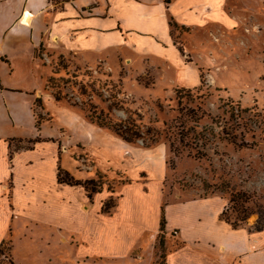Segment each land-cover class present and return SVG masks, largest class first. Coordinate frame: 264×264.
<instances>
[{
	"label": "rangeland",
	"instance_id": "1",
	"mask_svg": "<svg viewBox=\"0 0 264 264\" xmlns=\"http://www.w3.org/2000/svg\"><path fill=\"white\" fill-rule=\"evenodd\" d=\"M229 11L232 23L198 31L199 42L188 54L180 37L188 29L173 28L185 59L200 68L196 86L179 85L163 62L128 60L118 52L77 60L38 48L46 70L43 90L63 109L47 113L40 96L31 105L21 96L6 108L1 101L0 131L17 147L19 134L31 130V142H53L62 178L101 196L109 211L142 206L148 224L157 211L153 191L162 182L165 202L175 194L207 197L209 210L221 211L230 224L264 228V0H234ZM116 123L128 128L126 138L111 127ZM136 173L146 176L145 184L134 180ZM6 201L0 198V226L8 220L2 212L11 210ZM9 222L0 264H12L11 244L18 264H133L139 261L132 257L142 253L133 250L129 263L121 255L87 259L88 243L70 233L62 243L56 231L26 214ZM160 239L164 243L165 235ZM163 243L156 264H164Z\"/></svg>",
	"mask_w": 264,
	"mask_h": 264
},
{
	"label": "crops",
	"instance_id": "2",
	"mask_svg": "<svg viewBox=\"0 0 264 264\" xmlns=\"http://www.w3.org/2000/svg\"><path fill=\"white\" fill-rule=\"evenodd\" d=\"M233 1L0 0V102L6 108L8 100L14 103L21 96L31 105L40 96L47 113L55 115L63 109L43 90L45 62L36 55L40 47L77 60L118 52L128 60L163 62L174 70L179 85L196 86L200 68L185 59L173 28L188 29L180 35L188 54L199 42L198 31L232 23L229 10ZM27 118L34 125L31 113ZM32 134L33 130L19 134L17 147L0 131V198L5 196L13 203L11 210L2 212V218L8 214V220L0 226V243L10 230L9 218L26 214L33 222L45 224L47 230L56 231L62 243L66 232L88 243L87 259L121 255L129 263L131 252L139 249L142 253L132 257L139 262L133 264H156L157 247L161 246L157 239L164 234V264H264V228L234 227L222 218L221 211L209 210L207 197L181 199L175 194L165 202L162 182L153 195L149 187L143 188L157 205L148 224L149 212L142 206L104 212L101 196L89 195L81 184L59 181L62 162L57 146L43 138L31 142ZM144 177L138 174L134 180L145 184ZM10 250L13 264H18L12 257V244ZM40 258L50 261L52 257L40 254Z\"/></svg>",
	"mask_w": 264,
	"mask_h": 264
},
{
	"label": "trees",
	"instance_id": "3",
	"mask_svg": "<svg viewBox=\"0 0 264 264\" xmlns=\"http://www.w3.org/2000/svg\"><path fill=\"white\" fill-rule=\"evenodd\" d=\"M165 1L166 2H169V0H165ZM173 25H175V24H173ZM111 127L115 130L116 133H118L119 135H122V136H124L126 138V136H127V130H128L127 127H126V129H123V126L120 125V124H117V123L114 124V125H111ZM65 175L68 177V174H65ZM58 179H59V181H62V182H66L67 181L68 183H72V184H80V182H78L77 180H73V178H71V177L69 179H67V180L63 179L62 178V171L61 170L58 172ZM109 208H110V206H108L106 202L102 206V210L104 212H109ZM222 215H223V213H222ZM223 219L226 222H228L225 218H223ZM231 225H233L234 227L237 226L236 223H231ZM160 226H161V230H163L164 229V226H165V217H164V214L163 213H162V218H161ZM262 228H263V226L262 227H259V228L256 227L255 228V231L261 230ZM162 242H163L162 239H160V243L161 244H162ZM11 263L13 264V261Z\"/></svg>",
	"mask_w": 264,
	"mask_h": 264
},
{
	"label": "bare ground",
	"instance_id": "4",
	"mask_svg": "<svg viewBox=\"0 0 264 264\" xmlns=\"http://www.w3.org/2000/svg\"><path fill=\"white\" fill-rule=\"evenodd\" d=\"M27 14V13H26Z\"/></svg>",
	"mask_w": 264,
	"mask_h": 264
}]
</instances>
